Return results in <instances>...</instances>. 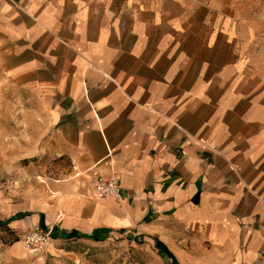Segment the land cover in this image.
I'll return each mask as SVG.
<instances>
[{"label": "crops", "instance_id": "obj_1", "mask_svg": "<svg viewBox=\"0 0 264 264\" xmlns=\"http://www.w3.org/2000/svg\"><path fill=\"white\" fill-rule=\"evenodd\" d=\"M0 69L42 104L70 166L30 199L27 229L60 242L167 225L196 232L201 264H264L256 20L226 0H0ZM95 174L123 200L93 195Z\"/></svg>", "mask_w": 264, "mask_h": 264}, {"label": "rangeland", "instance_id": "obj_2", "mask_svg": "<svg viewBox=\"0 0 264 264\" xmlns=\"http://www.w3.org/2000/svg\"><path fill=\"white\" fill-rule=\"evenodd\" d=\"M226 3L231 14L264 26V0ZM37 100L0 69V264H201L207 258L208 247L195 231L167 225L161 234L153 229L149 235L114 232L99 239L51 240L43 247H27L23 234L37 212L28 206L30 199L48 198L51 182L70 178L65 175L68 162L52 148L55 137ZM19 211L29 215L12 226L9 218Z\"/></svg>", "mask_w": 264, "mask_h": 264}, {"label": "built area", "instance_id": "obj_3", "mask_svg": "<svg viewBox=\"0 0 264 264\" xmlns=\"http://www.w3.org/2000/svg\"><path fill=\"white\" fill-rule=\"evenodd\" d=\"M91 188L97 197H109L116 201H122L124 195L121 190L120 182L117 176L111 175L108 178H102L99 175H93ZM52 239L50 228L34 227L23 234V242L27 247H43L49 245Z\"/></svg>", "mask_w": 264, "mask_h": 264}, {"label": "trees", "instance_id": "obj_4", "mask_svg": "<svg viewBox=\"0 0 264 264\" xmlns=\"http://www.w3.org/2000/svg\"><path fill=\"white\" fill-rule=\"evenodd\" d=\"M93 239H99V238L95 236V237H93Z\"/></svg>", "mask_w": 264, "mask_h": 264}]
</instances>
